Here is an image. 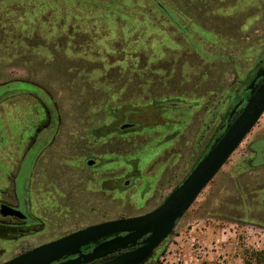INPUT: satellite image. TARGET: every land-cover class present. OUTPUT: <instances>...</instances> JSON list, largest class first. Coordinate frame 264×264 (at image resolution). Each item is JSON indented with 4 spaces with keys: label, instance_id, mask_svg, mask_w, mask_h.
Returning a JSON list of instances; mask_svg holds the SVG:
<instances>
[{
    "label": "rangeland",
    "instance_id": "1",
    "mask_svg": "<svg viewBox=\"0 0 264 264\" xmlns=\"http://www.w3.org/2000/svg\"><path fill=\"white\" fill-rule=\"evenodd\" d=\"M263 68L264 0H0V86L38 89L7 98L20 108L14 119L47 116L46 95L65 126L85 127L82 155L97 165L81 171V183L60 163L49 171L47 191L64 202L37 201L30 183L6 190L9 204L36 218L0 216V264L62 233L157 209ZM173 103L181 111L172 127L142 131L154 109L168 114ZM132 121L135 133L120 135ZM22 130L0 134L2 179L23 149ZM263 152L264 114L143 264L254 261L264 251Z\"/></svg>",
    "mask_w": 264,
    "mask_h": 264
},
{
    "label": "water",
    "instance_id": "2",
    "mask_svg": "<svg viewBox=\"0 0 264 264\" xmlns=\"http://www.w3.org/2000/svg\"><path fill=\"white\" fill-rule=\"evenodd\" d=\"M259 80L263 82L258 86L256 83ZM247 89L250 98L234 105L229 113L232 122L223 136L157 209L142 216L85 228L2 264H143L172 232L176 222L189 210L264 114V68L255 75ZM48 101L52 104L51 100ZM240 106L241 111L236 114ZM0 216L25 219L21 212L3 204ZM107 238L110 239L98 243L89 253L62 261L81 248Z\"/></svg>",
    "mask_w": 264,
    "mask_h": 264
},
{
    "label": "flooded vegetation",
    "instance_id": "3",
    "mask_svg": "<svg viewBox=\"0 0 264 264\" xmlns=\"http://www.w3.org/2000/svg\"><path fill=\"white\" fill-rule=\"evenodd\" d=\"M262 80H259L260 82ZM257 82V83H258ZM27 84L30 87L33 88V92H36L38 90L35 86L32 84L26 83V82H18L17 84ZM256 83V85H257ZM16 85V84H15ZM8 85H1L0 86V102L3 100H6L8 97L17 95L22 93V90L14 91L10 94L3 95L4 91L6 88H8ZM31 92V91H30ZM244 93V92H243ZM44 99L47 100L48 102V114L44 118L46 119L45 123L43 126H37L35 129V133L33 135L32 141H31V146H30V151L27 153V155L23 158L20 159L19 161V172L18 175H16V180H14V183L17 185L19 184L18 191L21 193V189L23 187H26L28 183V178L32 174L31 178V187H32V192L34 191L36 193V196L38 198L37 201L42 202V203H60L64 202L65 198L67 197L64 196L61 200H56L54 198V195L49 191V186L51 184V179L49 178V171L57 166L60 163V167H58V171H64V170H69L71 169L72 175L71 178L78 179L77 183H81L84 181V178L81 176V171H73V168H77L78 163L83 164L87 169H93L96 168V161L93 159H86L82 154L84 153V148H83V135H85V127L82 128L78 127L75 128V130H69L64 132L62 129L63 128H69L68 126H65V123L61 121V117L58 115V111L54 108L53 104H50L48 101V97L44 94H42ZM48 98V99H47ZM240 100V102H245V98L241 95L239 98L237 97V101ZM239 103V102H238ZM244 104V103H243ZM233 105V107H234ZM168 114L166 113V110H160V109H154L151 113V115L148 118V121H156L157 119L161 121L163 124H156V123H151L149 127L143 128L142 131L149 130L152 131L156 134L159 132L157 131L160 128H170L174 125L172 123L170 116H172L174 113L177 115L179 113L180 108L177 103L173 104H168ZM232 107V109H233ZM242 106H240L238 110H240ZM231 109V110H232ZM165 112V113H164ZM231 112V111H230ZM175 115V116H176ZM158 116V117H157ZM43 118V119H44ZM165 120V122H164ZM229 121V120H228ZM174 122V121H173ZM176 122V121H175ZM136 122L132 121L129 123L121 124L117 130L119 131L120 135H126V134H131L135 133V128H136ZM125 127V128H123ZM123 128V129H122ZM141 131V132H142ZM116 132H110L108 133L109 136L115 135ZM70 135L73 136V141L70 139ZM95 138V137H94ZM95 140V139H94ZM256 146V145H255ZM255 146L252 148V151L254 153V161L257 160L260 157V151L255 148ZM264 153V152H263ZM92 162L91 165H88V163ZM67 163L70 166H64L63 164ZM254 166V163H252ZM30 167L31 169L28 171L27 167ZM64 176L65 180L61 181L59 186H67L68 183H65L66 180H69V175L61 174L60 176ZM59 178V177H58ZM55 182V181H54ZM127 182L125 183V185ZM78 188V186H77ZM46 189V191H45ZM23 193V192H22ZM22 196V195H21ZM19 194H18V199H22ZM7 205L10 208L17 210L21 212L24 216V220H19L17 218L13 217H2L7 220H15L19 221L22 223H25L26 225L29 224H35L34 222H31L32 217L30 214L26 215L25 212L23 211V208L17 207L16 205L4 203L3 201H0V206L1 205ZM77 232V231H76ZM62 237H58L60 239ZM56 239V240H58ZM110 238L100 240L96 243L89 244L83 248H81L78 252L66 257L62 261L69 260V259H74L80 254H87L89 253L98 243L104 242L106 240H109ZM55 241V240H53ZM52 242V241H51ZM47 244V243H46ZM44 245V244H43ZM41 246V245H40ZM39 247V246H37ZM36 248V247H35ZM34 249V248H33ZM32 250V249H31Z\"/></svg>",
    "mask_w": 264,
    "mask_h": 264
},
{
    "label": "crops",
    "instance_id": "4",
    "mask_svg": "<svg viewBox=\"0 0 264 264\" xmlns=\"http://www.w3.org/2000/svg\"><path fill=\"white\" fill-rule=\"evenodd\" d=\"M17 107H19V106L15 105V104L13 105L11 100H7L6 99V100H3V101L0 102V134L12 131L13 133H16V135H17L20 132V129L22 128L23 129L22 130L23 134H21L20 137H21V139H23V142H24L23 149L21 150V152H18L17 155H13V157L11 158L12 160H11L10 171H9L8 175L4 179L0 178V201H3L4 203H8L6 201V196H7L5 194L6 190L9 191L10 189L18 188L17 186H19V184L16 185L14 183V180H16V175H18L19 168H20L19 167V161H20V159H23L24 155L30 150L31 141H32L33 135L35 133L36 127L38 125L40 127L43 126L45 121H46V119L44 117H43L44 119L43 118L41 119L38 116L37 117L36 116L35 117L32 116L31 120H30V123L16 121V119H14V116H15V113H16L15 111L16 110H20V108H17ZM1 112H2V114L4 116L6 114H8V116L6 117L7 122H2L1 121L2 120ZM17 114L21 115V112L19 111V112H17ZM8 120H9V122H8ZM61 121H62V118H61ZM62 130L64 132L69 131V130L71 131V129H69V128H63ZM30 169L31 168L28 166L27 170L29 171ZM73 170H75V171H78V170L79 171H85L86 167L83 164H81V163L79 164L78 163L77 168H73ZM31 178H32V174L28 178V183L26 185V188H27L28 184L31 183ZM25 196L22 197V199L19 200V203H21V202L23 203V201L25 200ZM27 203H28V200H27ZM29 203H30V205H28V209L30 211H32L34 209L33 208V203L30 202V201H29ZM30 215H31L32 219L36 218L33 214H30ZM135 217H138V216H135ZM127 218H133V216H128V217L121 218V219H127ZM121 219H119V220H121ZM74 231L75 230H73L71 232L62 233V234L60 233L61 235L58 236V237L67 236L69 234L74 233ZM56 239H58V238H54V239H50V240L44 241V242L34 246V248L37 247V246L49 243V242H51L53 240H56Z\"/></svg>",
    "mask_w": 264,
    "mask_h": 264
},
{
    "label": "trees",
    "instance_id": "5",
    "mask_svg": "<svg viewBox=\"0 0 264 264\" xmlns=\"http://www.w3.org/2000/svg\"><path fill=\"white\" fill-rule=\"evenodd\" d=\"M259 71H260V70H259ZM259 71H257V72L255 73V75H256ZM255 75L253 76V78L255 77ZM253 78H252V79H253ZM252 79L250 80V82L252 81ZM250 82H249V84H250ZM249 84H248V85H249ZM8 86H9V87L5 89L3 95H7V94H10V93H12V92H14V91H18V90H22V91H31V92L34 91L32 87H30V86L27 85V84H23V83L20 84V85L16 84V85H14V86H12V85H11V86L8 85ZM246 91H247V89H245L244 92H246ZM249 98H250V94L248 93V96H247V98H245V101H246L247 99H249ZM241 99H242V98H240V99L237 101V103L240 102ZM240 111H241V109L238 110V111L236 112V114H239ZM228 120H229V114H228V116H227V118H226V123L223 124V125L218 129L214 141H213V142H212V143L206 148V151H205V153L203 154V156H202L201 159H203V157L207 154V152L213 147V145L215 144V142L218 141V140L223 136V134H224L225 131L227 130L229 124H231V122H232V120H231V121H230V120L228 121ZM256 146H259L258 143L256 144ZM256 146H255V148H256ZM256 149H257V148H256ZM201 159L195 164V166L201 161ZM195 166H194V167H195ZM194 167H193V168H194ZM192 170H193V169H192ZM192 170H191V171H192ZM183 181H184V180H183ZM255 256H256V259H254V261H253L252 259H246V260L244 261V264H262V262L264 261V251H263V252H260V253H255Z\"/></svg>",
    "mask_w": 264,
    "mask_h": 264
}]
</instances>
